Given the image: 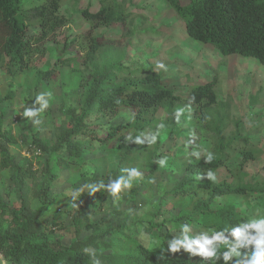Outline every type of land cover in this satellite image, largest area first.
<instances>
[{"label": "rangeland", "instance_id": "rangeland-1", "mask_svg": "<svg viewBox=\"0 0 264 264\" xmlns=\"http://www.w3.org/2000/svg\"><path fill=\"white\" fill-rule=\"evenodd\" d=\"M42 1L22 0V9ZM130 1L128 10L133 15L131 29L139 33L140 26L152 27L156 30L155 34L124 37L119 25L93 28L92 33L103 43L127 48L125 61H128L129 68H139L150 63L160 74L162 83L172 87L185 100L191 85L203 84L216 77L217 100L232 99L231 114L240 129V148L260 149L257 158L244 162L243 181L249 183L258 177L264 178L263 65L252 57L236 54L222 56L211 45L193 40L186 34L183 21L176 17L164 0ZM81 8L94 12L99 8L98 0H65L58 11L68 18V23L59 27L53 38L36 44L39 50L32 56L33 63L40 70L53 69L49 77L37 83L35 70L20 74L13 66V75L0 68V143L8 147L9 157L19 167L18 170L12 167L0 170V199L19 215L36 213L37 219L43 221L47 238L51 242H59L63 247L77 240L85 241L91 234L90 230L84 228V220L78 224L72 219L77 209L71 207L72 192L89 183L101 180L107 183L108 179L99 175L102 168L117 171L116 178L123 174L121 169L125 167L120 164L121 149H116L118 141L107 142L101 139L106 135L109 125L125 122L131 113L128 109H122L113 117L96 114L84 122L81 132L69 138L71 143L85 144L80 154L63 150L57 156L54 152L53 147H56L61 132L72 128L71 123L75 121V115L79 114L78 100L84 97L87 89L86 80L76 78L75 74H79L76 70L70 71L82 67L80 59L88 46L84 35L90 25L77 11ZM36 33L37 28L29 25L26 37L32 39ZM5 35V29L0 27V44ZM64 42L70 46L62 51ZM53 47L54 50L50 49ZM157 61H162L167 71L157 69ZM122 75L124 70L115 74L117 77ZM42 92L52 94L48 98L50 106L37 117L42 123L34 126L30 119L22 118L21 113ZM187 103L184 101V106ZM12 116L15 122L11 120ZM157 117L162 119L164 113L159 111ZM157 125H153V128L156 129ZM231 128L233 125L229 123L226 129ZM177 130L175 134L161 130L157 144L137 145L131 154L133 156L130 155L127 161H137L134 167L143 173V178L134 180L132 189L121 192L118 201L114 203L113 198L103 191L89 195L87 189L77 198L78 205L82 201L88 206L85 209L87 221L104 218L106 230L116 227L132 215L136 216V225L131 229L122 230L121 233H105L100 240L96 239L94 244L87 247L96 250L100 264H121V260L127 261L119 255L118 250L123 252L126 246L133 248L134 244L130 240L146 244L158 252H161V248L166 250L167 241L179 234L180 226L184 223L195 225L197 231L212 230L202 225L204 213L198 212L196 217L188 218L182 214L180 202H170L172 195L168 191L183 179V157L188 155L189 145H193L188 143L187 123L181 122ZM141 133L148 132L143 130L139 135ZM191 133L197 138V151L203 157L210 144L207 132L203 128L194 127ZM35 139L45 149L37 145ZM161 157H167L165 167L155 163ZM236 159L238 157L235 154L225 167L216 170L218 180L236 182L235 176L229 173L231 167L237 166ZM153 179L155 183L150 182ZM47 181L49 185L43 195L40 188ZM258 199V193L217 197L211 208H220L224 201L229 200L226 206H232L240 215L259 217L260 210L255 206ZM132 203H135V207ZM133 208L137 209L133 212ZM11 217L6 212L0 219L8 222ZM151 221L152 224L147 228L146 224ZM175 255L185 257L188 254L181 250ZM0 264H9L2 253Z\"/></svg>", "mask_w": 264, "mask_h": 264}, {"label": "trees", "instance_id": "trees-1", "mask_svg": "<svg viewBox=\"0 0 264 264\" xmlns=\"http://www.w3.org/2000/svg\"><path fill=\"white\" fill-rule=\"evenodd\" d=\"M164 1L176 17L183 21L186 34L193 40L213 46L223 56L236 54L252 57L264 66V0ZM130 2L98 0L99 8L94 12L88 8L77 10L90 25V29L84 35L88 46L80 59L82 67L70 71L76 70L79 74H75V77L81 81L86 80L87 89L84 97L78 100L79 114L75 115V121L71 123L72 128L61 132L56 147H53L54 152L57 156L63 150L80 154L85 144L82 146L79 142L71 143L69 138L81 132L87 119L96 114L113 117L117 116L120 110L128 109L131 112L129 119L123 123L109 125L101 140L118 141L116 149H121L120 164H124V167H134L137 161L130 162L127 159L137 145L126 142L127 136L135 138L143 130L155 132L153 125L161 123L165 125L163 131L175 134L178 125L185 122L189 126V140L193 138L192 128L205 129L206 137L210 139L206 153L211 152L215 159L211 163H205L204 156L197 160L191 155L193 151H197V138L194 137L193 145H189L188 155L183 157L182 161L185 175L168 191L172 195L170 202H180L181 212L188 218L196 217L198 212L204 213L202 225L218 231L225 226H235L248 217L240 215L232 206L227 207L229 200L224 201L220 208H211L215 198L258 193L259 199L255 206L259 208L260 215L264 216V178L258 177L247 183L243 181L245 172L242 171L244 162L257 158L260 149L240 148V129L231 114L232 99L217 100L216 77L203 84L191 85L185 100L176 94L172 87L162 83L160 74L150 63H145L139 68H129L128 61H125L127 48L103 43L92 33L93 28L119 25L124 37L155 34L156 30L152 27L140 26L139 33L131 29L133 15L128 10ZM64 3L65 0H43L39 4L22 9V0H0V27L6 31L0 44V68L9 74H13V66L20 74L35 70L37 83L52 74L53 69H38L32 56L39 50L36 44L53 38L56 30L68 23V18L58 11ZM29 25L37 28V33L32 39L26 37ZM69 46V43L64 42L61 50H66ZM50 49L54 50V47ZM120 70H124V75L115 76ZM192 96H195V101L192 103L191 114L185 112L181 122L177 124L173 117L174 110L183 107L184 101L188 102ZM159 111L164 113L162 119L157 117ZM205 117L208 119L205 120ZM229 123L233 125L230 130L226 129ZM34 142L45 149L39 140L35 139ZM0 150V170L11 167L18 170L16 162L9 157L8 147L0 143ZM235 154L238 157L237 166L229 169V173L236 178L235 183L218 180L217 177L215 182L197 179L198 175L209 169L215 173L217 169L225 167ZM131 159L135 160L133 157ZM99 175L116 179L117 171L102 168ZM13 177L19 179L15 175ZM48 185L47 181L41 186L43 195L46 194ZM132 204L135 207V203ZM86 207L88 206L80 201L72 219L78 224L84 220V228L90 230L91 234L85 241L77 240L70 246L63 247L59 242H51L47 238L43 221L37 219L36 213L19 215L0 199V217L6 212L12 216L8 222L0 219V253L8 259L9 264H92L90 256L84 252L85 248L94 244L96 239L100 240L105 233H121L122 230L131 229L137 222L136 216L132 215L116 227L106 230L104 218L94 222L87 221ZM136 209L133 208V212ZM151 224L152 221L147 223L146 227L149 228ZM146 227L144 230L147 231ZM129 242L134 244L133 248L126 246L123 252L118 250L119 255L127 259L121 260V264L128 261L131 264H207L202 262L200 257L190 258L189 254L185 257L170 255L166 250L162 253L146 244L133 240ZM216 264L224 262L218 260Z\"/></svg>", "mask_w": 264, "mask_h": 264}, {"label": "clouds", "instance_id": "clouds-1", "mask_svg": "<svg viewBox=\"0 0 264 264\" xmlns=\"http://www.w3.org/2000/svg\"><path fill=\"white\" fill-rule=\"evenodd\" d=\"M156 67L157 69L167 71V66L162 61H157ZM51 95L50 92L38 94L31 105L24 107L21 117L30 119L34 126L40 125L42 121L37 119V117L49 108L48 98ZM194 101L195 96H192L184 107L174 110L173 117L177 124L181 122V117L185 112L191 114L192 103ZM13 117L11 120L15 122ZM207 119L208 117H205V120ZM164 127L165 125L161 123L157 125L155 132L141 133L135 138L129 135L126 137V142L135 145H154L157 142L160 131ZM192 137L188 142L189 144L194 141V134H192ZM191 155L199 160L202 153L200 151H193ZM214 159L215 157L211 152H207L204 155L205 163H211ZM155 163L161 167H165L167 165V157H161ZM121 172L123 173L122 175L116 179L109 178L107 183L101 180L96 183L83 185L74 190L71 194V207H79L76 201L85 189L88 190L89 195H95L101 191L107 192L115 203L120 199L121 192L132 189V182L134 180L143 178V173L135 167L122 168ZM197 179L215 182L216 174L209 169L204 174L198 175ZM150 182L155 183V180L153 179ZM167 245L166 251L170 255L177 254L183 250L189 254L190 258L200 257L201 261L207 262V264H216L218 260H222L224 264H264V216L250 217L236 223L235 226H225L218 231L214 229L197 231L195 225L184 223L180 226L179 234L174 235L172 239L168 240ZM164 251L165 249L161 248V252L163 253ZM84 252L91 257L92 264H100L99 259L96 258L95 249L85 248Z\"/></svg>", "mask_w": 264, "mask_h": 264}, {"label": "built area", "instance_id": "built-area-1", "mask_svg": "<svg viewBox=\"0 0 264 264\" xmlns=\"http://www.w3.org/2000/svg\"><path fill=\"white\" fill-rule=\"evenodd\" d=\"M15 117H13V120H14Z\"/></svg>", "mask_w": 264, "mask_h": 264}]
</instances>
